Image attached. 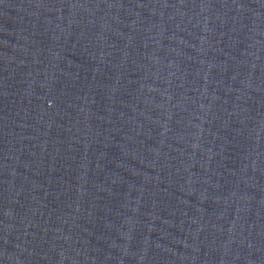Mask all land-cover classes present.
Masks as SVG:
<instances>
[{
    "label": "water",
    "instance_id": "95a60500",
    "mask_svg": "<svg viewBox=\"0 0 264 264\" xmlns=\"http://www.w3.org/2000/svg\"><path fill=\"white\" fill-rule=\"evenodd\" d=\"M0 264H264V0H0Z\"/></svg>",
    "mask_w": 264,
    "mask_h": 264
}]
</instances>
